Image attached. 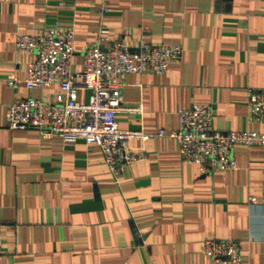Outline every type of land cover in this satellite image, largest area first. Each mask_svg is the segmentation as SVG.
<instances>
[{
  "label": "crops",
  "instance_id": "1",
  "mask_svg": "<svg viewBox=\"0 0 264 264\" xmlns=\"http://www.w3.org/2000/svg\"><path fill=\"white\" fill-rule=\"evenodd\" d=\"M67 29L71 71L86 48L114 41L181 48L163 74L117 75L121 106L139 110L116 113V126L151 136L127 141L145 159L116 178L80 139L6 128L14 99L51 103L58 92L24 88L33 54L14 36ZM263 87L264 0H0V264H214L200 252L207 239L236 241L238 264H264V148L237 144L234 170L200 175L173 138L155 136L194 104L210 108L214 130L264 133L246 105L247 90Z\"/></svg>",
  "mask_w": 264,
  "mask_h": 264
},
{
  "label": "built area",
  "instance_id": "2",
  "mask_svg": "<svg viewBox=\"0 0 264 264\" xmlns=\"http://www.w3.org/2000/svg\"><path fill=\"white\" fill-rule=\"evenodd\" d=\"M72 41L71 29L14 36L15 50L33 54L21 81L24 88L42 90L56 85L58 92L51 103L38 98L14 99L7 108L6 128L32 129L42 140L56 136L63 144L80 139L87 149L96 147L100 150L110 174L116 178L125 164L145 159L144 152H130L127 141H143L151 136L116 126V113L139 110L121 106V84L116 77L128 73L163 74L170 61L179 60L181 48L140 43L131 50L114 41L104 49L96 45L86 48L80 69L71 71ZM13 83V78L7 81L9 86ZM79 90L88 91L84 103L76 99ZM246 105L252 117L264 119V87L248 89ZM211 117L207 105L194 104L179 109L177 129L167 133L157 130L155 136L173 138L178 145L180 161L194 164L200 175L214 170H234L236 163L231 150L237 144H258L264 148V133L214 130ZM248 202L252 204L253 198L249 197ZM261 216L264 229V206ZM200 252L214 264H238L240 260V249L234 240H203ZM2 254L0 248V259Z\"/></svg>",
  "mask_w": 264,
  "mask_h": 264
}]
</instances>
